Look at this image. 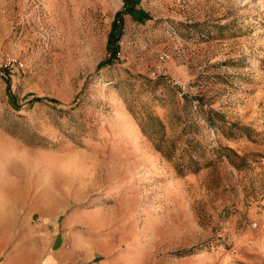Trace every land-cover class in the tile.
<instances>
[{
  "label": "rangeland",
  "instance_id": "374dc122",
  "mask_svg": "<svg viewBox=\"0 0 264 264\" xmlns=\"http://www.w3.org/2000/svg\"><path fill=\"white\" fill-rule=\"evenodd\" d=\"M4 197L0 263L55 230L59 264H264V0H0Z\"/></svg>",
  "mask_w": 264,
  "mask_h": 264
},
{
  "label": "crops",
  "instance_id": "0c3cea01",
  "mask_svg": "<svg viewBox=\"0 0 264 264\" xmlns=\"http://www.w3.org/2000/svg\"><path fill=\"white\" fill-rule=\"evenodd\" d=\"M3 202L7 203V208L5 205V208L2 210V213L0 214V218L4 219V220H8V225H6L3 229H0V232L3 233H27V229L25 228V226H21L22 223H26L27 221V216L22 215L21 211H18L17 207H12L11 206V201L10 199H6L5 197L3 198ZM20 206V205H19ZM22 207V206H20ZM16 219H20L19 225L20 226H15L14 222L16 221ZM17 222V221H16ZM16 228H18V230H16ZM38 232L40 234H44L45 231H43V228L39 229ZM55 232V233H54ZM54 237H46V248L41 251L40 254V260H42L43 264H59V260L57 257V252L62 248L63 246V242L62 240H60V238H58V235L56 234V231L54 230ZM45 239V237H43V240ZM24 243H20V245H18V251L16 253L13 254V252H11V255L9 257H7V259H5L4 261H2L0 264H22L21 262V257H23L24 255L28 254L26 253V246L22 245ZM3 242L0 241V252L3 248ZM39 247V246H38ZM37 246L33 245L31 246V248L29 250L31 251H37V249H39ZM25 251V252H24ZM25 253V254H24ZM25 257V256H24Z\"/></svg>",
  "mask_w": 264,
  "mask_h": 264
},
{
  "label": "trees",
  "instance_id": "16d2710c",
  "mask_svg": "<svg viewBox=\"0 0 264 264\" xmlns=\"http://www.w3.org/2000/svg\"><path fill=\"white\" fill-rule=\"evenodd\" d=\"M127 1V0H126ZM139 0H134V4H136ZM129 15L131 16V18L140 23V24H143L145 22V20H148L150 19V17L142 10H138V11H134V12H130ZM117 16L119 17L120 16V13L117 14ZM115 26V22L113 23V27ZM114 33V32H113ZM112 33L109 35V38H108V45L111 46L113 43L117 42L116 40L119 39V36L116 37L115 39L112 38ZM118 48H115V51L113 53H111L109 59L103 63H100L98 65V68H101L103 66H106V65H110L112 60L116 57V53L118 52ZM9 87V83L7 82V88ZM42 99L38 98V97H33L31 100H30V105L34 102H40ZM52 102V101H50Z\"/></svg>",
  "mask_w": 264,
  "mask_h": 264
},
{
  "label": "built area",
  "instance_id": "2783aa9c",
  "mask_svg": "<svg viewBox=\"0 0 264 264\" xmlns=\"http://www.w3.org/2000/svg\"><path fill=\"white\" fill-rule=\"evenodd\" d=\"M117 54H118V52H117ZM166 57V56H165Z\"/></svg>",
  "mask_w": 264,
  "mask_h": 264
}]
</instances>
